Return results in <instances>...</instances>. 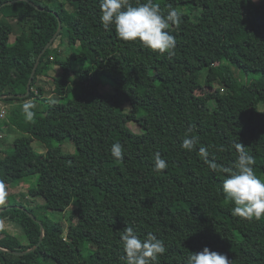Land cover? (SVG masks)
<instances>
[{
	"label": "trees",
	"instance_id": "obj_1",
	"mask_svg": "<svg viewBox=\"0 0 264 264\" xmlns=\"http://www.w3.org/2000/svg\"><path fill=\"white\" fill-rule=\"evenodd\" d=\"M8 1L0 0V6ZM153 2L163 15L171 5L182 17L179 28H168L176 39L172 55L139 42L120 48L114 28L105 30L100 21V0H19L0 7V99L45 103L33 109L32 121L21 110L4 122L0 115V131L12 124L23 133L13 149H0V184L7 197L8 185L29 176L30 155H44L45 168L30 193L44 198L41 212L71 210L66 219L56 220L37 216L19 201L0 205H9L0 213V225L19 224L27 239L24 243L0 228V247L6 249H0V264H65L44 243L66 233L72 244L84 239L76 264H126L121 244L126 227L142 239L152 232L164 241L166 252L158 264H185L190 252L205 246L226 255L231 264H264V218L234 217V204L222 192L224 174L213 172L198 156L205 146L210 160L231 167L234 145L242 143L264 178V0ZM179 6L201 10L193 17ZM60 22L55 41L65 36L70 51L62 58L57 50L50 60L54 41L41 57L32 87L40 75H49L53 62L62 70L52 76V92L61 101L49 99L42 86L20 97ZM203 71L211 85L222 87L214 126L187 110ZM100 84L113 91L102 92ZM71 89L77 91L73 98ZM131 122L141 132H134ZM190 127L199 138L191 152L181 147ZM35 138L46 145L44 154L34 153ZM67 138L75 153L60 146ZM115 142L124 146L122 160L111 156ZM157 151L168 164L160 173L153 170ZM43 232L44 240L35 247Z\"/></svg>",
	"mask_w": 264,
	"mask_h": 264
},
{
	"label": "clouds",
	"instance_id": "obj_2",
	"mask_svg": "<svg viewBox=\"0 0 264 264\" xmlns=\"http://www.w3.org/2000/svg\"><path fill=\"white\" fill-rule=\"evenodd\" d=\"M100 21L105 30H115L118 39L124 42H139L143 47L159 54L172 55L176 48L175 36L168 31L169 25L180 27V13L169 5L167 15H163L158 4L153 0H100ZM35 105L25 102L22 105L27 120H33ZM192 128L185 133L181 147L189 152L196 149L199 138L192 135ZM235 160L231 167L217 164L209 159L208 147H199L198 156L213 172L224 174L222 192L226 200L234 207L231 213L234 217L245 220H260L264 218V178L255 171L256 160L242 143L234 145ZM218 151H224L223 146ZM111 156L116 160L124 158V146L115 142L111 147ZM168 164L160 152L154 155L153 170L160 173L167 169ZM6 195L0 184V202ZM121 244L125 254L126 264H158V259L166 252L164 241L149 232L141 238L132 227L124 228L121 233ZM185 264H231L228 257L205 246L202 251L190 252Z\"/></svg>",
	"mask_w": 264,
	"mask_h": 264
},
{
	"label": "rangeland",
	"instance_id": "obj_3",
	"mask_svg": "<svg viewBox=\"0 0 264 264\" xmlns=\"http://www.w3.org/2000/svg\"><path fill=\"white\" fill-rule=\"evenodd\" d=\"M64 1V0H63ZM178 10L183 13H189L193 17L196 16V14L199 13L201 10V7L198 6L197 8H192L189 6H179ZM17 32L19 31L18 29L16 30ZM64 36V34L62 35ZM62 37L58 38L54 45L52 46V49L50 50V60L55 56L56 51H60L62 54V58H66L67 53H69L70 48L67 42V38L64 36L63 39ZM15 35L11 36V41H14ZM118 39V38H117ZM118 44L120 48H126L132 42H124L120 39H118ZM238 46H241V44L237 43ZM49 75H40L38 78V81L35 85V87H32V90L37 91L39 86H42L45 89V95L49 97V99L53 101H61L60 96L56 94L53 91L54 88V83H53V78L52 76L58 75L62 70L60 66H57L55 63H50L49 65ZM109 68V66L107 67ZM205 71H203L202 77L199 78V80L196 83V91L195 93L189 97L187 100V110L195 115H201L204 117V120L206 121L207 125L209 126H214L219 123V117H220V111L222 107V87L219 84L216 85H211L210 82L207 80L205 76ZM187 74V73H186ZM184 74V76L186 75ZM99 79V78H97ZM101 80V78H100ZM98 80V81H100ZM76 85L77 84H72L71 88L73 87L74 90H76ZM100 89L102 92H112L113 89L109 85H103L100 84ZM70 92L69 96L71 98L75 97L77 95V91L74 92L73 89ZM206 95L211 96L210 99L205 98ZM68 99V98H65ZM31 103L35 105V110L39 108H44L45 103L41 101H33L29 100ZM1 106H6V117H9L12 111L18 110L23 113L22 110V105L20 103H6L3 98L0 99V107ZM128 106V105H127ZM18 108V109H17ZM26 118V117H25ZM5 117L1 118V121L4 122ZM32 121V120H31ZM32 123V122H31ZM130 128L134 132H141V127L136 123V122H131L129 123ZM8 128L10 126H4L3 132L4 135L2 136L3 138L0 137V149H13L12 145L18 136H21L23 133L20 132L19 130L13 129L15 131V134L12 135L8 132ZM62 146V149L65 152L68 153H75L76 152V146L74 142L70 139L67 138L63 143L60 144ZM33 147H34V153L40 154L46 151V145L44 142L40 141L39 139H36L33 141ZM44 155H30L31 159V167H30V174L27 178H24L20 180L18 183L10 184L8 185V193L7 197L4 196L3 202H0V205L8 204L10 201H19L28 208H33L36 215L39 217H45L48 216L50 218L60 220V219H66L65 217L70 214L71 210L69 209L66 213L60 212V211H40L38 209V206L41 204H44V198L33 195L30 193V188L38 183V177L39 173L41 170H44ZM9 207V205H7ZM5 206V207H7ZM75 205H73L72 209L74 208ZM2 224L5 225L2 226L0 225V228H4L7 232L11 233L12 235H15L19 237L24 243L27 242L25 233L22 229V227L17 224L12 222L5 221ZM4 235V233H0V238ZM61 240H53L50 241L46 240L44 243V246L47 247L46 249H50L57 257H59L65 264H76L77 261V256L80 252L81 249L84 250V239L78 238L74 243L72 244V240L70 239V236L68 233H66L65 236L60 238ZM88 248L84 251L86 252Z\"/></svg>",
	"mask_w": 264,
	"mask_h": 264
},
{
	"label": "water",
	"instance_id": "obj_4",
	"mask_svg": "<svg viewBox=\"0 0 264 264\" xmlns=\"http://www.w3.org/2000/svg\"><path fill=\"white\" fill-rule=\"evenodd\" d=\"M17 1H19V0H10V1H8L7 3H3L1 6L5 5V4H14V3H16ZM1 6H0V7H1ZM61 29H62V23L60 22V23H59L58 31L55 33V35L51 38V40L46 44V46L44 47V49H43V50L41 51V53L39 54V56H38V58H37V61H36L35 65H34V68H33V70H32L31 76H30V78H29L28 84H27V91H26V93L21 94L20 97L26 98V97H29V96L31 95V92H32V82H33L34 76H35V74H36V70H37V68H38V65H39V63H40L41 57H42L43 54L47 51V49H49V47L52 45V43L55 41V39L58 37L59 33L61 32ZM2 97H3V96H2ZM2 97H1V98H2ZM7 208H9V207L7 206V207H2V208H0V213L3 212L4 210H6ZM30 214H31V213H30ZM31 215H32V214H31ZM32 217L36 219L35 216H32ZM37 221H39V220H37ZM41 228H42V230H43V224H42V223H41ZM44 236H45V234H44V232H43V233L41 234V236H40V240H39L38 244H37L35 247L39 246V245L42 243V241L44 240ZM35 247H33V248L29 249V250H32V249H34ZM0 249H2V250H6V249H4V248H2V247H0ZM29 250H28V251H29ZM16 253H18V254H24V252H16Z\"/></svg>",
	"mask_w": 264,
	"mask_h": 264
},
{
	"label": "crops",
	"instance_id": "obj_5",
	"mask_svg": "<svg viewBox=\"0 0 264 264\" xmlns=\"http://www.w3.org/2000/svg\"><path fill=\"white\" fill-rule=\"evenodd\" d=\"M40 109V108H39ZM9 127V126H8ZM16 129V130H18L17 129V127L16 126H14V125H10V128H8V132L7 133H10V134H12V135H14L15 134V131L13 130V129ZM0 135H1V138H3L2 136L4 135V132H3V129H2V131H0ZM3 149V148H2ZM40 154H42V153H40ZM9 190V189H8Z\"/></svg>",
	"mask_w": 264,
	"mask_h": 264
},
{
	"label": "built area",
	"instance_id": "obj_6",
	"mask_svg": "<svg viewBox=\"0 0 264 264\" xmlns=\"http://www.w3.org/2000/svg\"><path fill=\"white\" fill-rule=\"evenodd\" d=\"M5 107H6V106H1V107H0V115H1V116H4V117L6 116V110H5Z\"/></svg>",
	"mask_w": 264,
	"mask_h": 264
}]
</instances>
